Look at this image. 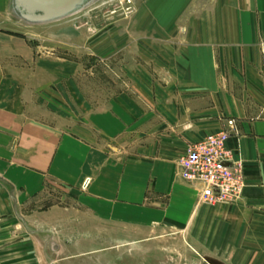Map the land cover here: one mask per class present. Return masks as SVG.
Returning <instances> with one entry per match:
<instances>
[{
	"label": "crops",
	"instance_id": "obj_1",
	"mask_svg": "<svg viewBox=\"0 0 264 264\" xmlns=\"http://www.w3.org/2000/svg\"><path fill=\"white\" fill-rule=\"evenodd\" d=\"M155 5L127 87L97 104L77 60L41 50L30 23L0 25V264H52L37 229L80 233L84 218L187 226L210 264H264V0ZM220 129L245 185L202 203L177 160Z\"/></svg>",
	"mask_w": 264,
	"mask_h": 264
},
{
	"label": "rangeland",
	"instance_id": "obj_2",
	"mask_svg": "<svg viewBox=\"0 0 264 264\" xmlns=\"http://www.w3.org/2000/svg\"><path fill=\"white\" fill-rule=\"evenodd\" d=\"M10 2L0 0V25L24 27L26 22L13 13ZM155 3L156 0H92L62 18L30 23L27 27L36 31L31 34L34 35L31 40L41 50L79 62L83 93L97 104L121 87H127L126 62L133 55L130 51H143V34L156 33L155 26L146 23L155 19ZM134 213L143 217L142 210ZM95 224L84 218L82 232L73 234L74 227L69 225V233L53 230L54 237L47 236L50 231L37 229L46 242L58 245L59 249H52L55 259L52 264H210V260L215 261L204 256L202 241L197 245L189 241L187 226L168 223L146 226L140 218L131 225L107 220H100L97 228ZM63 244L66 250H60Z\"/></svg>",
	"mask_w": 264,
	"mask_h": 264
},
{
	"label": "built area",
	"instance_id": "obj_3",
	"mask_svg": "<svg viewBox=\"0 0 264 264\" xmlns=\"http://www.w3.org/2000/svg\"><path fill=\"white\" fill-rule=\"evenodd\" d=\"M264 41H260L263 48ZM227 124L235 132L234 119ZM232 131L220 129L190 142L177 160L180 176L198 183L197 200L202 203H228L238 199L245 185L241 160L231 159L225 146Z\"/></svg>",
	"mask_w": 264,
	"mask_h": 264
},
{
	"label": "water",
	"instance_id": "obj_4",
	"mask_svg": "<svg viewBox=\"0 0 264 264\" xmlns=\"http://www.w3.org/2000/svg\"><path fill=\"white\" fill-rule=\"evenodd\" d=\"M92 0H11L13 13L23 22L38 23L62 18Z\"/></svg>",
	"mask_w": 264,
	"mask_h": 264
}]
</instances>
